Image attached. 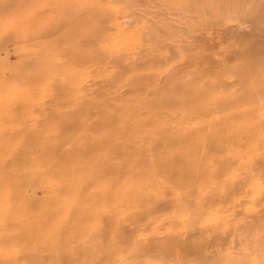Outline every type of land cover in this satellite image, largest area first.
Masks as SVG:
<instances>
[{"label":"rangeland","instance_id":"obj_1","mask_svg":"<svg viewBox=\"0 0 264 264\" xmlns=\"http://www.w3.org/2000/svg\"><path fill=\"white\" fill-rule=\"evenodd\" d=\"M91 34L119 58L88 61ZM188 76L222 101L166 98ZM117 107L155 126L116 138ZM109 128L121 146L91 148ZM59 145L100 175L66 157L54 189L34 184ZM159 160L198 174L178 185ZM1 168L23 190L0 195L19 223L0 230V264H264V0H0Z\"/></svg>","mask_w":264,"mask_h":264},{"label":"bare ground","instance_id":"obj_2","mask_svg":"<svg viewBox=\"0 0 264 264\" xmlns=\"http://www.w3.org/2000/svg\"><path fill=\"white\" fill-rule=\"evenodd\" d=\"M99 23H96V22H92L91 23V28H99ZM75 26V24L70 28V29H73ZM69 29V30H70ZM94 29V30H95ZM62 33V32H61ZM93 34H91L90 36L91 37H96V36H92ZM136 38V36L134 37ZM91 42V43H87L88 45V55H87V59L88 61L90 60L91 62H94L96 64H98L99 66V63H103V61L105 62H109V61H112V60H117V58H119V56L116 55H112L111 54L113 52H111L110 50L106 49L107 47H104V46H100L99 42L97 41V37L95 39H89L88 42ZM94 43V46L91 48V44ZM113 45V44H111ZM99 46V47H98ZM98 47V48H97ZM97 48V49H96ZM71 57V56H70ZM118 63V62H117ZM39 64V63H38ZM118 65L121 66L120 63H118ZM56 66H58L56 64ZM56 66H54V68H57ZM102 67L105 68V64L102 65ZM101 67V68H102ZM101 68L100 70H98V68L95 70V74H102L101 73ZM45 70V69H44ZM56 79V78H55ZM61 80H63V77L61 76ZM58 81V80H57ZM175 81V80H174ZM201 83H198L196 82L195 80H193L192 77L188 76V77H185V78H180L179 81L176 82L175 85H182L181 86V90L180 91H173V90H165L163 92V94L166 96V98H170L171 96H181L185 99H188V100H199V99H202L204 98L203 95L205 93H209L206 95V97H210V99L214 100L213 102L215 103H220L222 100L220 98H213L212 97V93L209 91V90H204L201 86H200ZM63 90V88L61 89ZM180 93L179 95H176ZM235 99V98H233ZM88 100V98H87ZM212 102V103H213ZM90 107L91 103H88ZM168 104V103H167ZM166 103L164 104V106L167 105ZM162 105V104H161ZM105 106V104H103V107ZM108 105H106V107H104L102 110H103V113H104V116H105V120L108 124H111L113 122L112 119L110 118H107L106 116H109L110 115V109L107 107ZM163 106V105H162ZM92 107H95V108H98V107H102L100 105H92ZM191 108V112H193V114L195 113H198L199 111H201L200 107L197 106V105H193V107H190ZM114 113H116V117L114 118V121L117 122V124L119 123V129H118V136L116 138H121L125 135H128L130 134V132H136V131H139L141 129H145V128H148V127H152V126H155V122H156V118H154V116H142V112L140 111H137V109H134L133 107L131 108H124V107H117V108H114L113 110ZM112 112V113H113ZM125 114H130L134 117V120H132V122H123L121 123V118L123 115ZM148 114V113H146ZM140 115V116H139ZM88 118V116H87ZM93 119H95L93 117ZM88 125V124H87ZM169 124L167 123L166 125H163V126H160L159 129H160V132H163L164 129L166 127H168ZM258 127V126H257ZM87 129L89 130L90 128L87 126ZM104 133H102L101 136H98L95 140V144H93L94 146H91V148H95L97 147L98 149H103L105 148L104 151H111L113 149H115L116 147H120L121 145L114 142V131H113V134L111 133V130L109 128L108 130V134L106 135H103ZM212 137V136H211ZM204 139V138H203ZM149 143V142H148ZM257 143H255L256 145ZM119 145V146H118ZM255 145H252V146H255ZM106 146L108 148H106ZM137 147H135L136 149ZM144 148V147H143ZM137 151V150H135ZM134 151V152H135ZM251 151V150H250ZM45 155L47 154V156H49V158L47 156L43 157L42 159L44 160V162L42 164H39L37 166H30V174H33V180H35L33 183L34 184H37V183H41V185L45 182H52V186H53V189L54 187H56L57 184H59L60 182L63 181V179L66 178L67 174L66 172L68 171V168L67 166H65V163H64V158H69V159H74L76 160L77 162L75 164L72 165V170H74L75 172L80 171L79 173L85 178V179H88V180H92L93 177L97 176V175H100V173L102 172V167H99V168H96L97 166H91L89 165L88 162H90V158L88 159H84L82 158L81 156L77 155L76 153L73 152L72 150V146H69V147H66V146H63V145H59L57 147H55V150L52 149V150H48V152L46 153V151L44 152ZM55 153H61L58 157H53L52 155H54ZM122 153V152H121ZM129 153V152H128ZM137 153V152H136ZM241 153V152H240ZM258 152H256L257 154ZM129 155V154H127ZM106 155H102V157L105 158ZM54 159V160H53ZM173 159V158H172ZM83 162L81 165L79 164L80 162ZM174 161V159H173ZM159 162H161V165L160 167L162 168L161 170L162 171H166V174H168L167 176L169 177V180H172L173 179V182H175L176 184L178 185H181L183 182H186L188 184H192L194 182V180L192 179V177H188L187 174L191 175H197L198 172H196L195 169H190V170H187V171H184L181 167H178V165H174L172 162L171 163H168L167 161H162V160H159ZM248 163V162H247ZM246 163V164H247ZM185 165V164H184ZM107 167V166H106ZM186 167V166H185ZM108 168V167H107ZM2 171L0 170V195H12L13 192L15 191L16 192H20L21 190H23V181H17L15 180L14 182H10L8 183V178L9 176H6L5 175V172L3 170V168H1ZM122 169V168H121ZM235 169V168H234ZM237 169V168H236ZM107 171V170H106ZM105 172V170H104ZM168 172V173H167ZM229 172V171H228ZM78 173V174H79ZM92 173V174H91ZM239 173V172H238ZM237 174V172H236ZM235 172H234V175H236ZM208 175V174H207ZM209 176V175H208ZM223 177V174L221 175ZM219 176V177H221ZM231 177V175H229ZM229 176H225L226 178H228ZM77 177V176H76ZM218 177V176H217ZM13 179V178H12ZM178 179H183V180H179ZM218 179V178H217ZM211 180V179H210ZM219 180L223 181V178H220ZM226 180V179H225ZM224 180V181H225ZM76 179L74 178L72 181L69 180V182H67L66 184H71L72 186H77V187H80V184L75 182ZM209 181V180H208ZM218 181V180H217ZM62 186V185H61ZM66 187V186H65ZM84 191L86 190L85 187H83ZM88 192V190H87ZM90 196H93L95 195L93 191H89L88 193H86ZM146 201V200H145ZM161 202V201H160ZM168 202V201H167ZM176 202H174L175 204ZM158 204V203H157ZM166 204V203H164ZM172 204V203H170ZM159 205V204H158ZM11 206L10 204L8 206H4V207H1L0 206V217L5 219V224L4 227H0V230L2 231V229L4 228H12L14 225H19L18 222H14L13 219L9 218L10 216H8L6 210L8 209V207ZM77 206V205H75ZM166 206V205H165ZM177 206V205H176ZM175 206V207H176ZM154 207V206H153ZM158 207V206H157ZM163 207V206H162ZM172 208V206L169 205L168 208ZM174 207V208H175ZM170 208V210H171ZM74 210V208H73ZM152 209L150 210V213H151ZM141 212V211H140ZM138 214V213H137ZM151 215V214H150ZM8 216V217H7ZM82 220V219H80ZM23 226V224H22ZM78 227V226H77ZM174 242V241H173ZM168 244V243H167ZM163 245V246H160L159 247V250L158 252H162V253H171L173 250H175V245ZM57 246V245H56ZM51 247V246H49ZM106 252V251H105ZM108 253V252H107ZM106 253V254H107ZM174 253V252H173ZM172 254V253H171ZM75 256L72 257V259L74 258ZM77 257V256H76ZM82 256H80L81 258ZM86 257V256H85ZM84 257V258H85ZM89 257V256H87ZM108 257V256H106ZM63 258V256H62ZM79 258V257H78ZM57 261L58 259L55 258ZM109 259V258H108ZM126 259V258H124ZM68 260V264H71V262L73 260H71V257L69 258H66V261ZM71 260V261H70ZM75 260V258H74ZM77 260V258H76ZM82 260V259H81ZM55 261V260H53ZM61 261V260H60ZM77 261H80V260H77ZM108 261V260H107ZM70 262V263H69ZM179 262V261H178ZM76 263V262H74ZM98 263V262H97ZM101 263V262H99ZM60 264V262H59ZM64 264V263H63ZM156 264V263H154ZM174 264V263H173Z\"/></svg>","mask_w":264,"mask_h":264}]
</instances>
